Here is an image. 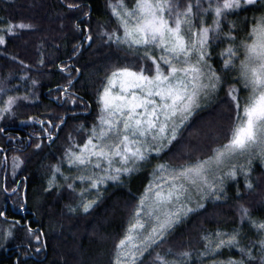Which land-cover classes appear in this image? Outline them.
<instances>
[{"label":"snow or ice","instance_id":"6c2138e0","mask_svg":"<svg viewBox=\"0 0 264 264\" xmlns=\"http://www.w3.org/2000/svg\"><path fill=\"white\" fill-rule=\"evenodd\" d=\"M60 6L67 9L59 16L62 21L71 19L73 12L91 21V0L87 4L60 0ZM105 7L104 14L110 13L112 19L98 23L101 45L123 53V59L117 56L106 64L96 86L92 77L99 69L94 63H75L92 49L95 37L90 24L81 27L83 21L74 20L73 27L83 39L73 45L68 60L57 65L66 83L54 91L62 104H83L89 109L91 105L72 89L77 81L83 88L93 87L97 115L90 127L82 123L68 134L56 163L41 164L45 174L32 193L36 207L54 192L55 198L67 193L61 215L64 210L72 216L92 215L109 181L124 187L151 166L144 191L133 196L135 203L113 245L110 264H264V173L254 177L253 167L256 159L264 167V0H132L131 5L127 0H107ZM113 21L115 26L109 29L107 23ZM0 23H5L2 18ZM25 30L39 29L31 22H6L0 27V47ZM44 45L41 40L36 47L39 67L47 63ZM10 59L23 69L33 68L18 55ZM12 78L9 73L0 80V119L14 116L20 102L31 99L29 94H10L17 90L15 85L9 87ZM27 79L31 77L20 76V80ZM31 82L37 84L34 79ZM207 108L215 115L193 124L197 112ZM57 119L59 123L51 117L45 123L29 116L21 121L41 126L35 139L30 135L24 142L32 154L55 143L51 129L59 130L67 122L63 115ZM0 135L13 144L20 139L8 135L2 126ZM177 144L181 145L178 152L160 162L161 154L171 153ZM240 158H246V163H240ZM24 163L21 156L12 157L13 175ZM27 181L25 177L20 182L24 185L21 211L28 201ZM233 186L235 192L230 194ZM3 190L8 192L7 187ZM17 191L12 188L11 194ZM226 208L235 213L228 229L223 226ZM0 217L6 218L5 211H0ZM213 219L217 227L206 228ZM17 225L20 221H13L0 238L13 237ZM21 226L27 237V246L18 249L23 257L36 256L38 264H86L80 259L79 243L65 250L52 245L49 259V233L30 223ZM102 226L92 227L93 242L102 244L106 239ZM184 230H189L187 239L171 245L170 240L177 233L183 236ZM59 231L63 232V225ZM78 239L74 232L73 240ZM224 249L229 257L217 259ZM233 250L239 258H232ZM17 264L28 261L18 258Z\"/></svg>","mask_w":264,"mask_h":264},{"label":"trees","instance_id":"16d2710c","mask_svg":"<svg viewBox=\"0 0 264 264\" xmlns=\"http://www.w3.org/2000/svg\"><path fill=\"white\" fill-rule=\"evenodd\" d=\"M106 2L107 0H91V21L83 17L81 12L70 13L71 19L62 21L59 16H63L67 9L60 6V0H0V18L5 22L0 23V27H4L6 22L11 20L14 22H31L39 29L38 31H19L18 35L8 39L6 47H0V80L12 73L13 78L9 87L15 85L17 90L10 94L17 96L29 94L31 96L29 101L20 102L15 109L14 116H5L0 119V126L7 129L8 135L20 138L13 144L7 142L4 135H0V149H5L0 151V211L6 213V218L0 217V237L3 236L4 230L12 225L13 221H20V225L12 229L13 237H10L7 241L0 238V245H3L0 247V264H17L18 258L26 259L28 264H38L36 256L23 257L22 251H18V249H24L27 246L26 233L21 225L29 223L31 227L49 233V259L52 258V245H58L61 250H65L79 243L83 251V256L80 259L85 261L86 264H92L96 260H99L101 264H110L113 245L126 227L129 213L135 203L133 196L138 197L151 178L149 175L151 166H149L136 174L130 182H126L124 187L115 186L113 183L108 184L106 186L107 191L103 193V199L99 207L95 209L92 215L72 216L67 214L66 210H64L65 215H61L62 209L68 201L67 193H64L60 198H55L54 192L53 196L43 201L40 208L36 207L32 195L37 183L45 174L41 164L56 163L57 158L62 155L63 148L66 147L68 134L82 123L90 127L97 115L93 87L83 88L81 82L77 81L75 82V88L72 89V91H77L79 95L83 96L85 103L91 105L89 109H85L83 104H62L56 99L58 93L54 91L57 85L66 83L64 74L59 71L57 65L62 61H67L73 45L83 39L82 34L76 32L73 27L74 20H82L81 27L90 24L92 28V35L95 37L92 49L84 51L75 63L77 65L88 62L94 63V66L99 69L92 77L96 82V86L100 83L105 65L116 60L117 56L123 59V53H117L114 48L110 50L103 47L101 38L98 36L100 31L98 23L112 19L110 13L104 14L107 12ZM127 2L131 5L132 0H127ZM87 3L88 0H85V4ZM247 15L251 16V13L249 12ZM61 23L65 24L63 29L60 27ZM114 26L115 21L107 23L109 29ZM240 35H243V33ZM41 40L45 41L43 50L47 57V63L44 67H39L36 64L39 59L36 47L41 43ZM56 45H59L58 51L55 49ZM96 49H99V52L93 55ZM216 51H219V49H216ZM13 55H18L26 63L33 65V68L31 70L23 69L19 63L10 59ZM218 64L219 61H217V66ZM22 74L30 76L31 79L20 80ZM33 79L37 81L35 86L31 82ZM33 93L34 95H32ZM220 95L223 96L224 93L221 92ZM73 112L76 113L75 117L72 115ZM61 115L66 117L67 122L59 130L51 129L56 134L55 143L51 144V147L46 146L38 155L32 154L31 148L24 142L27 141L30 135L35 139L42 129L39 124H24L21 121L33 116L44 120L45 123L51 117L53 122L59 123L57 117ZM210 115H215L212 108L198 111L193 117L192 123L199 124L203 119L209 118ZM184 137V142H187V132L184 133ZM43 143L48 145L49 142L44 138ZM21 146L26 150L23 152L17 151V148ZM180 147L181 145L177 144L172 148L171 153L161 154L160 162L170 160ZM16 155L21 156L25 163L13 175L12 157ZM155 163L154 160L153 164ZM253 167L255 169L254 177L264 173L261 162L255 163ZM25 177H28V201L24 210L21 211L20 204L24 199V185L20 182ZM242 184L243 181L241 180ZM4 187H7L8 192H4ZM12 188L18 189L16 194H11ZM129 188L131 189V195L129 194ZM77 190L79 191V187ZM234 192L235 186L230 189V194H234ZM225 212L223 226L228 229L233 226L232 221L235 213L227 208ZM33 213L36 214L33 215ZM216 219L210 220L204 226L214 230L217 227ZM97 223L103 225L100 230L106 234V239L102 244L93 242L89 235L92 227ZM60 225H63L62 233L59 231ZM53 229L57 230L53 231ZM188 231L184 230L183 236L177 233L175 238L170 240V244L177 246L182 239L186 240ZM74 232L79 234L77 241L73 240ZM192 235L195 237L194 232ZM229 255L228 250L224 249L223 254L217 259H227ZM231 256L232 258H239V254L235 250L232 251ZM145 264H148V262L145 261ZM205 264H211V262L206 261Z\"/></svg>","mask_w":264,"mask_h":264},{"label":"rangeland","instance_id":"374dc122","mask_svg":"<svg viewBox=\"0 0 264 264\" xmlns=\"http://www.w3.org/2000/svg\"><path fill=\"white\" fill-rule=\"evenodd\" d=\"M239 162H240V163H246V158H240ZM259 162H260V160H259V159H256V160L253 161V165H254L255 163H259ZM65 168H67V165H65ZM66 174H67V172H66ZM150 179H151V178H150ZM77 183L79 184V182H77ZM111 183H112L111 181L108 182V184H111ZM104 187H105V186L102 185V186H101V189L103 190ZM93 195H94V193H93Z\"/></svg>","mask_w":264,"mask_h":264}]
</instances>
